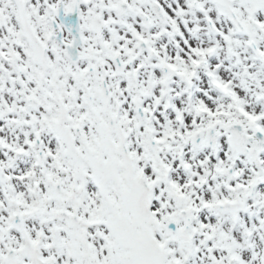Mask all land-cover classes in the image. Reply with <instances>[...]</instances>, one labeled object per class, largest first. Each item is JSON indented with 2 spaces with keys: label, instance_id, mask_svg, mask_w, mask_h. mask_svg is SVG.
I'll use <instances>...</instances> for the list:
<instances>
[{
  "label": "snow or ice",
  "instance_id": "snow-or-ice-1",
  "mask_svg": "<svg viewBox=\"0 0 264 264\" xmlns=\"http://www.w3.org/2000/svg\"><path fill=\"white\" fill-rule=\"evenodd\" d=\"M0 264H264V0H0Z\"/></svg>",
  "mask_w": 264,
  "mask_h": 264
}]
</instances>
